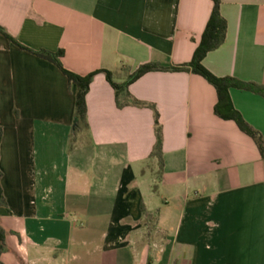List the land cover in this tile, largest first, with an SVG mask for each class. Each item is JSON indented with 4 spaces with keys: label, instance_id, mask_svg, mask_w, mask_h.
I'll return each mask as SVG.
<instances>
[{
    "label": "crops",
    "instance_id": "1",
    "mask_svg": "<svg viewBox=\"0 0 264 264\" xmlns=\"http://www.w3.org/2000/svg\"><path fill=\"white\" fill-rule=\"evenodd\" d=\"M212 0H0V27L34 50L62 51L79 75L125 81L147 63L191 60ZM223 43L203 66L264 85V0H221ZM154 113L117 107L103 72L74 129L76 85L0 31L1 264H264V159L217 92L191 71H149L128 87ZM264 138V96L232 87Z\"/></svg>",
    "mask_w": 264,
    "mask_h": 264
},
{
    "label": "trees",
    "instance_id": "2",
    "mask_svg": "<svg viewBox=\"0 0 264 264\" xmlns=\"http://www.w3.org/2000/svg\"><path fill=\"white\" fill-rule=\"evenodd\" d=\"M213 8L209 19L205 25L204 31L201 36V40L197 47L194 50L191 60L187 63L173 66H162L159 64L147 63L141 65L134 73H132L125 81L115 82L112 78V75L109 71L98 70L93 71L87 75H79L73 73L72 71L66 69L60 60L62 51L51 52L46 50H34L31 49L11 35L6 33L4 29L0 27V31L12 42L17 44L19 47L26 49L42 58L50 60L53 62L68 78L69 81H72L76 85L75 93V108H74V118L76 119L74 123L73 132H76L81 127H87L86 121V101L85 97L89 90L90 83L93 77L99 73L103 72L107 81L111 84L115 91V102L117 107L121 108L127 105L138 106V107H149L153 110L154 113V132H155V143L151 152L152 156H156L159 160V165L162 167V129L159 123V114L157 109L153 104L146 103L134 98L129 90V85L149 71H191L193 73L201 75L209 83H211L217 92V103L215 104V113L226 119H232L235 121L240 130L249 135L255 142L262 158L264 159V138L263 136L252 126H250L240 115V113L235 110L232 106L229 89L232 87L251 91L253 93L264 96V85L257 84L254 82H246L238 80L234 77H218L206 69L202 64V59L207 52L214 50L219 47L224 39L226 34L227 24L225 19L220 13V4L221 0H212ZM2 137V126L0 124V142ZM1 178V171H0ZM5 204L4 197L2 195L1 186H0V205ZM5 246V233L0 225V253ZM1 264V263H0Z\"/></svg>",
    "mask_w": 264,
    "mask_h": 264
},
{
    "label": "water",
    "instance_id": "3",
    "mask_svg": "<svg viewBox=\"0 0 264 264\" xmlns=\"http://www.w3.org/2000/svg\"><path fill=\"white\" fill-rule=\"evenodd\" d=\"M74 121H76V119H74Z\"/></svg>",
    "mask_w": 264,
    "mask_h": 264
}]
</instances>
